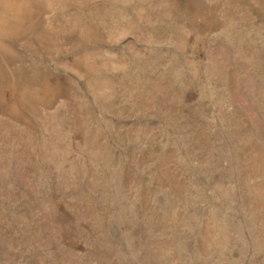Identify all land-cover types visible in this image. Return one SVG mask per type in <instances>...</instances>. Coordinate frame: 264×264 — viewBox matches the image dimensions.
<instances>
[{"label":"rangeland","instance_id":"374dc122","mask_svg":"<svg viewBox=\"0 0 264 264\" xmlns=\"http://www.w3.org/2000/svg\"><path fill=\"white\" fill-rule=\"evenodd\" d=\"M0 264H264V0H0Z\"/></svg>","mask_w":264,"mask_h":264}]
</instances>
